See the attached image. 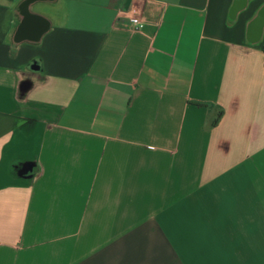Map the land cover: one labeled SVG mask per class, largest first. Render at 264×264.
I'll list each match as a JSON object with an SVG mask.
<instances>
[{"label":"crops","instance_id":"obj_1","mask_svg":"<svg viewBox=\"0 0 264 264\" xmlns=\"http://www.w3.org/2000/svg\"><path fill=\"white\" fill-rule=\"evenodd\" d=\"M24 2L0 0V264H264V0L231 27L233 0H35L36 41Z\"/></svg>","mask_w":264,"mask_h":264},{"label":"water","instance_id":"obj_2","mask_svg":"<svg viewBox=\"0 0 264 264\" xmlns=\"http://www.w3.org/2000/svg\"><path fill=\"white\" fill-rule=\"evenodd\" d=\"M35 0H25L24 4L29 5L32 4ZM253 0H233L229 11H228V20L232 24H236L239 20V17L242 13L246 12L250 4ZM32 19L41 20L42 18L37 15H32ZM36 32L34 37L32 38L36 41L40 37V33ZM264 37V3L258 8V10L254 13L252 18L246 24V32H245V40L247 46H256L262 42ZM24 172V171H23ZM35 175L31 174L26 180H31Z\"/></svg>","mask_w":264,"mask_h":264},{"label":"flooded vegetation","instance_id":"obj_3","mask_svg":"<svg viewBox=\"0 0 264 264\" xmlns=\"http://www.w3.org/2000/svg\"><path fill=\"white\" fill-rule=\"evenodd\" d=\"M20 14L22 16V24L24 29H21L18 33V39L28 38L29 36H34L36 32L43 30L45 27L44 21L42 20H33L28 16V6L26 4H22L20 7ZM33 27V31L30 28Z\"/></svg>","mask_w":264,"mask_h":264},{"label":"built area","instance_id":"obj_4","mask_svg":"<svg viewBox=\"0 0 264 264\" xmlns=\"http://www.w3.org/2000/svg\"><path fill=\"white\" fill-rule=\"evenodd\" d=\"M145 27V23L140 18L131 19V30L133 32H141Z\"/></svg>","mask_w":264,"mask_h":264},{"label":"rangeland","instance_id":"obj_5","mask_svg":"<svg viewBox=\"0 0 264 264\" xmlns=\"http://www.w3.org/2000/svg\"><path fill=\"white\" fill-rule=\"evenodd\" d=\"M43 10H44V9H43ZM43 10H42V11H43ZM44 11H45L46 13H48V15H52V12H51L49 9H45ZM52 16H53V15H52Z\"/></svg>","mask_w":264,"mask_h":264},{"label":"trees","instance_id":"obj_6","mask_svg":"<svg viewBox=\"0 0 264 264\" xmlns=\"http://www.w3.org/2000/svg\"><path fill=\"white\" fill-rule=\"evenodd\" d=\"M234 24L230 23L229 20H228V26H233Z\"/></svg>","mask_w":264,"mask_h":264}]
</instances>
